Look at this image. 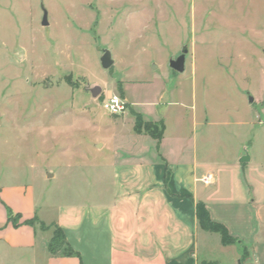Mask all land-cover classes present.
Listing matches in <instances>:
<instances>
[{
    "label": "rangeland",
    "instance_id": "obj_1",
    "mask_svg": "<svg viewBox=\"0 0 264 264\" xmlns=\"http://www.w3.org/2000/svg\"><path fill=\"white\" fill-rule=\"evenodd\" d=\"M183 47L184 72L177 73L169 61ZM102 49L113 59L107 70ZM94 85L96 98L86 90ZM113 95L125 103L119 116L101 108ZM161 124L157 143L145 128ZM153 140L166 159L195 147L206 161L230 164L243 152L264 166V0H0L6 215L16 213L20 194L25 208L33 197L44 221L35 227L50 237L64 207L110 198L117 147ZM211 237L216 264L244 263L242 252L234 262L219 235ZM30 258L0 241V264H34Z\"/></svg>",
    "mask_w": 264,
    "mask_h": 264
},
{
    "label": "crops",
    "instance_id": "obj_2",
    "mask_svg": "<svg viewBox=\"0 0 264 264\" xmlns=\"http://www.w3.org/2000/svg\"><path fill=\"white\" fill-rule=\"evenodd\" d=\"M192 121L197 124L196 116ZM134 135L141 136L136 131ZM162 152L155 141L151 146L117 147L111 162L110 198L57 212L51 223L62 229L72 255L50 256L46 251L49 236L41 231L40 235L35 225L23 224L34 218L44 222L37 217L33 197L25 208L20 194L15 212L21 222L17 227L6 224L3 205L12 199L4 189H0V241L11 249L30 252L34 264L215 262L211 234H219L199 227L195 206L202 202L210 219L236 240L224 246L219 238L221 250L233 251L234 262L242 252L243 264H264V166L252 165L251 157L240 163L243 152L230 164L199 159L195 147L183 150L176 159H166ZM207 174L213 175L209 185L200 181Z\"/></svg>",
    "mask_w": 264,
    "mask_h": 264
},
{
    "label": "trees",
    "instance_id": "obj_3",
    "mask_svg": "<svg viewBox=\"0 0 264 264\" xmlns=\"http://www.w3.org/2000/svg\"><path fill=\"white\" fill-rule=\"evenodd\" d=\"M136 124H137V119H136ZM145 131L150 137H152L153 139L156 140L157 143H159L163 136L164 125L161 124L159 130H157L156 128L154 129L145 128ZM195 208H196L197 223L201 229L209 232L218 233L220 235L221 244L224 246L236 242V240L228 234L226 228L223 225L213 222L210 219L208 211L206 210L205 205L202 202H197ZM20 218L21 216L19 214L12 213L10 210H8L6 224L9 223L13 227H17L20 224L19 223ZM23 224L32 225V226L38 224L40 225L41 228L44 227L43 223L38 222L36 218L31 220H26L23 222ZM46 251L50 256H69L73 254V250L66 242L62 229L56 225H53V232L47 241ZM199 264H216V263L201 262Z\"/></svg>",
    "mask_w": 264,
    "mask_h": 264
},
{
    "label": "water",
    "instance_id": "obj_4",
    "mask_svg": "<svg viewBox=\"0 0 264 264\" xmlns=\"http://www.w3.org/2000/svg\"><path fill=\"white\" fill-rule=\"evenodd\" d=\"M42 19H41V26L46 27L49 25L48 22V15H47V11L42 8ZM187 53V48L183 47L181 54L175 59V60H170L169 61V67L177 72V73H183L184 72V65H185V55ZM100 65L103 69L107 70L109 69L112 65H113V59L111 57V53L108 49H102V55L100 57ZM86 90L90 93V95L93 98H96L97 96H99V94L101 93V88L97 85L91 86V87H87ZM252 97L249 96V103L252 102ZM101 144H97L96 148H101ZM240 163H247L249 162V156L247 154L243 155L240 159H239ZM52 174L47 173L46 177H51Z\"/></svg>",
    "mask_w": 264,
    "mask_h": 264
},
{
    "label": "built area",
    "instance_id": "obj_5",
    "mask_svg": "<svg viewBox=\"0 0 264 264\" xmlns=\"http://www.w3.org/2000/svg\"><path fill=\"white\" fill-rule=\"evenodd\" d=\"M101 108L111 116H119L124 113L126 107L125 103L120 99L119 96H108L101 101ZM200 181L205 184L209 185L213 181V175L207 174L206 176L202 177Z\"/></svg>",
    "mask_w": 264,
    "mask_h": 264
}]
</instances>
